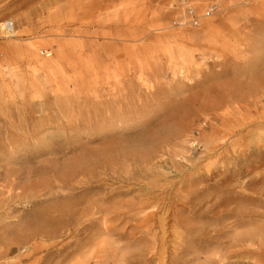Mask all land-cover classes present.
I'll return each mask as SVG.
<instances>
[{"label":"rangeland","instance_id":"1","mask_svg":"<svg viewBox=\"0 0 264 264\" xmlns=\"http://www.w3.org/2000/svg\"><path fill=\"white\" fill-rule=\"evenodd\" d=\"M212 1L0 0V264H264V0Z\"/></svg>","mask_w":264,"mask_h":264},{"label":"built area","instance_id":"2","mask_svg":"<svg viewBox=\"0 0 264 264\" xmlns=\"http://www.w3.org/2000/svg\"><path fill=\"white\" fill-rule=\"evenodd\" d=\"M172 6L183 10L184 20L176 21L177 25H190L193 27L201 25V23L213 15L218 10V4L215 1L209 3L203 10L199 11L191 5L190 0H172ZM13 28L11 22H6L4 30L10 34L9 29Z\"/></svg>","mask_w":264,"mask_h":264},{"label":"bare ground","instance_id":"3","mask_svg":"<svg viewBox=\"0 0 264 264\" xmlns=\"http://www.w3.org/2000/svg\"><path fill=\"white\" fill-rule=\"evenodd\" d=\"M213 205H214V207H213ZM222 205V204H221ZM217 206H219L220 207V204H219V202L217 203V204H211V208H212V210H214V212H215V214H217V215H219L218 216V219L220 218V217H224V216H226L227 214L225 213V211L224 210H219V209H215ZM231 213V212H230ZM233 214V213H232ZM228 216V215H227ZM226 216V217H227ZM232 216V215H231ZM229 217V216H228Z\"/></svg>","mask_w":264,"mask_h":264}]
</instances>
